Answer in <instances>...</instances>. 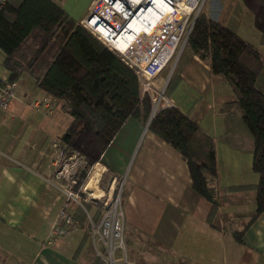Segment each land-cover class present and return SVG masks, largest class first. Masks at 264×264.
<instances>
[{"label": "crops", "instance_id": "crops-1", "mask_svg": "<svg viewBox=\"0 0 264 264\" xmlns=\"http://www.w3.org/2000/svg\"><path fill=\"white\" fill-rule=\"evenodd\" d=\"M52 1L77 23L92 0ZM205 12L264 54V37L243 0H209ZM4 56L0 49V83L8 76ZM177 66L178 88L168 96L215 144L212 184L220 205L212 220L211 203L193 189L182 154L133 117L96 162L92 172L99 171L98 186L95 182L92 189L115 194L122 183L120 207L131 264H264V208L241 241L232 234L254 214L256 192L228 187L259 179L251 164L253 136L235 95L190 49ZM16 81V96L0 107V264H92L101 251L91 235L82 240L83 228L71 224L64 235L49 238L64 201L52 141L62 142L72 118L62 110V100L39 87L28 72ZM255 86L264 94V64ZM121 255L117 249L116 258Z\"/></svg>", "mask_w": 264, "mask_h": 264}, {"label": "trees", "instance_id": "trees-1", "mask_svg": "<svg viewBox=\"0 0 264 264\" xmlns=\"http://www.w3.org/2000/svg\"><path fill=\"white\" fill-rule=\"evenodd\" d=\"M243 1L255 14V25L264 37V0ZM187 46L229 84L253 136L251 164L259 174L258 182L228 187L256 192L254 214L243 229L232 230L235 239L241 241L244 230L264 208V94L255 86L264 54L227 26L208 18L203 9ZM0 49L5 55L2 64L8 70V81L28 72L39 87L62 100V110L72 119L61 141L83 152L87 165L100 161L127 118L145 123L150 116L151 100L146 93L141 96L136 73L52 0H6L0 10ZM179 81L177 74L170 78L167 95ZM147 127L182 154L193 189L211 203L212 220L220 205L212 184L217 177L213 138L177 106L158 110ZM85 175L81 170L79 181ZM85 205L90 208L89 203ZM99 212L95 211V220ZM86 217L82 207L72 215V225L84 229L82 240L91 234ZM92 264H102L101 257L96 256Z\"/></svg>", "mask_w": 264, "mask_h": 264}, {"label": "built area", "instance_id": "built-area-1", "mask_svg": "<svg viewBox=\"0 0 264 264\" xmlns=\"http://www.w3.org/2000/svg\"><path fill=\"white\" fill-rule=\"evenodd\" d=\"M157 0H92L85 15L77 22L86 28L107 48L116 53L138 76L140 94H147L151 100V114L158 110L175 106L174 101L165 93L166 82L158 85V75L165 65L181 53L187 43L192 26L205 5L206 0H160L162 7L156 6ZM6 0H0V10ZM152 8L155 23L149 18L142 19V26L135 38L123 48L116 39L130 21L140 18ZM107 12L111 21L103 15ZM104 27V29H102ZM17 81L2 79L0 83V107L6 108L16 96ZM55 177L64 194V201L56 218L51 224L49 238L60 237L67 233L72 224V208L86 201L92 202L102 212L96 223L91 221L92 235L98 234L103 244L100 256L109 264H131L124 242L123 215L120 207L122 183L117 194L107 190L104 193L86 190L85 184L95 163L87 169V176L79 181L78 174L86 169L85 155L79 154L59 140L52 141ZM98 186V180L96 181ZM74 205V206H73ZM122 255L116 258V250Z\"/></svg>", "mask_w": 264, "mask_h": 264}, {"label": "rangeland", "instance_id": "rangeland-1", "mask_svg": "<svg viewBox=\"0 0 264 264\" xmlns=\"http://www.w3.org/2000/svg\"><path fill=\"white\" fill-rule=\"evenodd\" d=\"M58 2H62V0H57ZM208 1L209 0H206L205 1V4L207 5L208 4ZM202 9L203 10H205V5L202 7ZM201 9V10H202ZM189 48H188V46H187V43L185 44V46L182 48V50H181V53L179 52V55L176 57V58H174V59H172L171 61H169L166 65H165V67L161 70V72L159 73V75H158V85H161L163 82H166V85H167V83H168V81L170 80V78L173 76V75H175V74H177V68H178V63L180 62V60L181 59H183L184 57H185V52L188 50ZM178 75V74H177ZM179 84V83H178ZM178 84H177V86L169 93V95L170 94H174L173 92L178 88ZM165 89H166V87H165ZM185 89V88H184ZM184 89H180L181 91L180 92H184V93H186V89L184 90ZM165 93H166V90H165ZM186 98V97H185ZM187 99V98H186ZM73 147V146H72ZM73 149L75 150V151H77L79 154H83V155H85L83 152H81V151H79L77 148H75V147H73ZM85 159H86V161H87V157H86V155H85ZM86 164H87V162H86ZM96 164V163H95ZM87 167H86V169H85V177L84 178H86V176H87V169H89V168H91V166H93V164L92 165H86ZM95 166V165H94ZM94 169V168H93ZM92 172V171H91ZM90 172V173H91ZM93 173V172H92ZM91 173V174H92ZM83 178V179H84ZM90 178V174H89V176H88V178H87V180ZM82 179V180H83ZM81 180V181H82ZM86 182H88V181H86ZM87 184V183H86ZM86 186V185H85ZM117 187H119V185L117 186ZM93 188V187H92ZM92 188L91 189H89V190H92ZM99 189V188H98ZM117 190V189H116ZM99 191V190H98ZM97 191V192H98ZM96 192V193H97ZM115 194H117V191H116V193ZM85 203H89V205H90V208L87 206L86 207V205H85ZM120 204H121V198H120ZM74 206V205H73ZM79 207H82L85 211H86V213H87V217H86V219H85V222L87 223V224H90V228H91V221L93 222V223H96L97 221H98V219L100 218V213L102 212L98 207H96L92 202H90V201H86V202H84L83 203V206H81V205H79V204H77L75 207H74V210L76 211ZM100 210V212H99V215H98V218H97V220H95L93 217H94V213H95V211L96 210ZM73 210V208H72V212H73V214L75 213V211ZM71 212V213H72ZM91 236H90V238L92 237V239H90L91 241H93V245H95V248H97V250L99 249V251H101V253L102 254H105V252H103L102 251V248H103V244H102V241H101V239H100V237L98 236V234H95V235H92V233L90 234ZM96 250V249H95ZM97 250L95 251L96 253H97ZM104 262V264H109V261L107 260V261H103Z\"/></svg>", "mask_w": 264, "mask_h": 264}, {"label": "bare ground", "instance_id": "bare-ground-1", "mask_svg": "<svg viewBox=\"0 0 264 264\" xmlns=\"http://www.w3.org/2000/svg\"><path fill=\"white\" fill-rule=\"evenodd\" d=\"M156 6L157 7H162L161 6V1L160 0H157L156 1ZM155 8H152L149 12H144L140 18H135L133 19L132 21H130V23L128 24V26L125 28V30L123 31V33L118 36V38L116 39L117 43L123 48L124 46L127 45V43L129 41H131L133 38H135L136 36V33L139 31V29L141 28L142 26V19H144L145 17L146 18H149L152 20L153 23H155V18H154V14H152V11H154ZM104 17L108 20L111 21V18L109 17L108 13L107 12H104L103 13ZM102 29H104V27H102ZM98 176H99V171L98 170H95L91 176H90V179H88V183H87V186H85V189L89 191V189H91L95 182L97 181L98 179ZM93 190V189H92Z\"/></svg>", "mask_w": 264, "mask_h": 264}, {"label": "water", "instance_id": "water-1", "mask_svg": "<svg viewBox=\"0 0 264 264\" xmlns=\"http://www.w3.org/2000/svg\"><path fill=\"white\" fill-rule=\"evenodd\" d=\"M152 115H153V114L150 113V116H149L148 120L146 121V127L148 126L149 120H150V118L152 117Z\"/></svg>", "mask_w": 264, "mask_h": 264}]
</instances>
